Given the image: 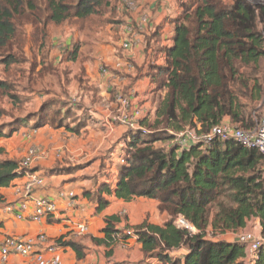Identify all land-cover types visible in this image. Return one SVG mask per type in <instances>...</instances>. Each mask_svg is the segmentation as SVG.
<instances>
[{
  "label": "trees",
  "instance_id": "16d2710c",
  "mask_svg": "<svg viewBox=\"0 0 264 264\" xmlns=\"http://www.w3.org/2000/svg\"><path fill=\"white\" fill-rule=\"evenodd\" d=\"M110 2L0 0V65L13 64L4 53L10 49L18 30L17 20L22 16L32 18L31 42L44 50L49 26L75 22L80 29L91 17L107 10L113 13L115 8ZM180 7V15L168 21L173 31L171 45L163 49L164 64L151 76L155 91L165 92L154 119L139 123L145 133L131 131L114 188L103 184L96 193H85L97 202L98 211L108 205L103 194L124 202L135 198L155 200L168 220L157 227L145 219L141 225L126 229L132 234L125 235L126 230L116 229L120 218L107 217L101 231L103 238H93L92 243L108 249L109 256L115 245L135 237L143 257L156 258L161 264H243L245 250L241 243L216 238L236 234L254 219L259 221L260 236L264 238V175L259 152L231 141H215L210 148L193 145L179 151L173 141L175 134L187 129L199 127L198 134L206 133L225 118L243 130L255 126L253 105L264 101V86L256 72L264 59V38L259 29L264 22V5L245 0H233L230 5L221 0H186ZM63 56L64 61L75 62L78 46L64 50ZM0 90L9 91L5 81L0 80ZM53 106L56 109L50 113L48 109ZM39 112L34 126H66L73 134H78L87 121V117L76 116L74 105L61 100L43 102ZM25 122L0 131V138L11 135ZM157 143L168 145L155 147ZM25 172L33 173L22 168L20 161L1 158L0 188L9 187ZM177 219L194 232L178 227ZM57 243L82 258L83 248L78 244ZM180 250L187 252L183 259L170 256ZM254 264H264V245Z\"/></svg>",
  "mask_w": 264,
  "mask_h": 264
},
{
  "label": "crops",
  "instance_id": "0c3cea01",
  "mask_svg": "<svg viewBox=\"0 0 264 264\" xmlns=\"http://www.w3.org/2000/svg\"><path fill=\"white\" fill-rule=\"evenodd\" d=\"M136 1L137 10L130 12L126 7H121V0H111L110 5L115 9L113 13L107 10L103 14L101 34L105 40L95 52L98 58L93 64L84 65L87 80L79 79L78 89L68 93V96L74 97V102L84 99L75 105L71 103L77 117H87L79 133H71L66 126L57 128L45 124L36 127L33 122L31 124L27 121L19 125L11 135L0 138V159L21 161L31 147L37 149L38 159L29 170L43 178V186L36 189L34 196L54 200L57 206L54 215L39 223L17 221L8 213L7 206L19 200L20 194L16 187L24 183L25 173L17 177L9 187L0 188V244L7 237L28 240L44 234L55 244L59 240L60 243L72 242L83 248V256L78 259L71 248L57 243L58 264H161L156 258L143 257L141 244L135 237L125 244L115 245L109 256H106L108 249L92 243L93 238H103L101 231L107 217L120 218L116 229L121 232L141 225L145 219L151 225L162 227L168 217L158 210L157 201L135 198L124 202L103 194L108 205L98 211L97 202L85 196V193H96L103 184L113 189L121 167L123 149L131 131L116 122L122 112L116 97L133 91L128 114L140 111L141 121H151L165 94L163 91H155L151 76L156 68L164 64V47L171 45L173 27L168 21L180 15V3L186 0ZM221 1L225 3L227 0ZM142 16L147 17L148 24L139 27ZM127 38L130 43L127 49H123L122 45ZM72 44L66 42L62 47L69 51ZM77 46L78 56L82 57L81 47ZM101 67H104L106 73L100 72ZM78 93L81 97L75 98ZM78 111L81 112L79 115ZM223 122L229 123V119L225 118ZM28 130L34 131L31 139L24 136ZM68 192L74 195L72 202L58 197L59 193ZM31 210V205H28L25 216L30 215ZM252 221L247 223L243 231ZM253 223L254 231L260 233L259 221L254 219ZM81 224H85L88 229L84 236L77 231ZM241 231L236 234L227 233L216 240L234 242ZM186 254L185 250H180L170 256L183 259ZM49 257L48 254L44 255L46 260ZM3 264L36 262L30 257L12 255Z\"/></svg>",
  "mask_w": 264,
  "mask_h": 264
},
{
  "label": "rangeland",
  "instance_id": "374dc122",
  "mask_svg": "<svg viewBox=\"0 0 264 264\" xmlns=\"http://www.w3.org/2000/svg\"><path fill=\"white\" fill-rule=\"evenodd\" d=\"M231 1H225V5H229ZM249 1L252 5H264V0ZM130 2L131 7L128 6ZM137 4L136 0H121L120 2L121 7H126L127 11L130 12L137 10ZM103 16L101 14L97 17H91L80 29L75 22L65 23L60 27L49 26L46 31L48 36L47 45L44 50L33 46L31 42L33 39L31 37L33 29L30 28L32 18L29 20L24 15L17 20L18 30L16 36L11 42L10 49L4 53V57L7 54L9 55L8 59L13 61V64L9 67H5L4 64L0 65V80L5 81L9 87L8 92L0 90V131L6 132L7 127L15 128L22 120L33 124L40 117L39 110L43 102L49 99L53 101L64 99L73 104L84 100L80 98V100L74 102V97L71 98L68 93L69 91H75L76 88L78 89L77 82H79V79L87 80L84 65L87 63L93 64L98 58L95 52L103 45L105 40L103 34H101ZM263 28L264 22L259 26L260 30ZM66 42L73 43L69 51L76 44L81 47L80 54L82 53V57L78 56L76 62L67 63L64 61V56L63 59L61 58V52L65 49L62 45ZM243 72L248 73L246 70H243ZM256 72L264 86V59ZM78 96L81 97L78 93L75 98ZM253 106L252 119L257 123L264 111V101ZM55 109L56 107L53 106L48 110L51 113ZM80 113L78 111V115ZM164 145L166 147L168 144L157 143L155 147H164ZM253 222L254 220L246 230H242L240 233L250 232L261 237L258 231H254ZM178 223L180 224L182 221L180 220ZM207 233L210 234L208 230ZM171 257L176 258L177 256ZM157 262L160 263L159 260Z\"/></svg>",
  "mask_w": 264,
  "mask_h": 264
},
{
  "label": "built area",
  "instance_id": "2783aa9c",
  "mask_svg": "<svg viewBox=\"0 0 264 264\" xmlns=\"http://www.w3.org/2000/svg\"><path fill=\"white\" fill-rule=\"evenodd\" d=\"M245 2L251 4L249 0ZM131 2L128 3V6ZM148 24V19L145 16L140 18L139 27ZM129 35L131 31L128 30ZM264 38V28L261 30ZM129 39L123 43L122 48L127 49ZM101 73H106L104 67L100 68ZM134 96V92L130 91L125 96L120 95L116 97V102L122 107V112L116 118V122L126 127L129 131H141L145 133V129L140 127V111H133L128 114L130 109V98ZM124 111V112H123ZM199 127L197 129H187L181 133L175 134L173 143L178 147L179 151L188 150L193 145H200L203 148H210L215 141L227 142L231 141L237 143L247 149H255L259 152L262 162V174L264 175V111L261 114L257 123L252 129L243 130L232 126L229 123L221 122L219 125L212 127L206 133L198 134ZM33 130H28L24 133L26 139L32 138ZM38 159V151L36 148L31 147L26 155L20 161L22 168H30ZM25 181L19 187H16L20 198L15 204L7 206V211L17 221H25L32 223H39L46 220L49 216L54 215L57 212V206L54 200H50L42 197H35L34 192L36 189L43 186V178L36 173L24 174ZM59 198L67 199L72 202L74 198L73 193L68 192L66 194L59 193ZM28 205H31V214L25 216V211ZM182 223H178L179 221ZM176 225L178 227L187 229L191 232L194 230L187 225L182 219H177ZM77 231L79 235H86L88 233L87 226L85 224L78 225ZM125 235H131L128 230L124 231ZM237 240L244 246L245 257L242 260L243 264H254L257 259V252L264 245V238L258 237L250 232H242L237 236ZM58 246L51 242L44 234H39L34 239L20 240L12 237L5 238L0 244V263H5L9 256L30 257L33 258L36 264H58L56 253ZM48 254L49 259H45L44 255Z\"/></svg>",
  "mask_w": 264,
  "mask_h": 264
},
{
  "label": "water",
  "instance_id": "95a60500",
  "mask_svg": "<svg viewBox=\"0 0 264 264\" xmlns=\"http://www.w3.org/2000/svg\"><path fill=\"white\" fill-rule=\"evenodd\" d=\"M234 242H238V240L237 239H235V241ZM183 257H185V256H183Z\"/></svg>",
  "mask_w": 264,
  "mask_h": 264
}]
</instances>
